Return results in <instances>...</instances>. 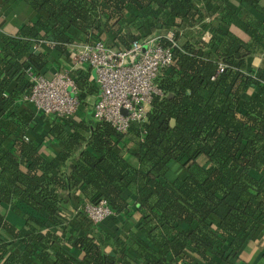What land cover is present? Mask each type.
<instances>
[{
    "label": "trees",
    "instance_id": "16d2710c",
    "mask_svg": "<svg viewBox=\"0 0 264 264\" xmlns=\"http://www.w3.org/2000/svg\"><path fill=\"white\" fill-rule=\"evenodd\" d=\"M25 1L32 16L15 34L0 30V204L23 212L29 232L0 212V229L25 247L1 263L12 243L0 238V264L52 255L53 264H258L246 250L264 229V68L249 60L264 50V0H241L252 8L242 7L241 21L231 0ZM170 30L174 63L157 79L165 95L125 132L102 119L38 113L24 100L29 72L61 68L58 53L73 44L130 47ZM70 75L90 106V70ZM34 129L47 132L34 139ZM53 140L63 148L47 158L41 148ZM172 163L185 174L172 178ZM101 199L113 214L97 230L86 216L66 223L60 215Z\"/></svg>",
    "mask_w": 264,
    "mask_h": 264
},
{
    "label": "built area",
    "instance_id": "2783aa9c",
    "mask_svg": "<svg viewBox=\"0 0 264 264\" xmlns=\"http://www.w3.org/2000/svg\"><path fill=\"white\" fill-rule=\"evenodd\" d=\"M174 35L173 30L153 34L122 48L111 46L104 40L93 44H73L64 55L63 68L51 77L29 72L33 86L24 100L38 113L59 118L82 116L88 109L81 103L80 90L70 72L94 68L99 92L89 111L94 119L105 120L117 130L125 132L133 121L146 120L152 101L165 95L157 79L164 69L174 63ZM204 37L209 38L210 34L207 32ZM43 44L50 49L56 48L52 40ZM220 71H223V67ZM72 213L73 216L62 211L60 215L66 223L72 218L86 216L97 230V226L113 211L107 201L101 199L96 203L87 202L83 207L73 209Z\"/></svg>",
    "mask_w": 264,
    "mask_h": 264
},
{
    "label": "crops",
    "instance_id": "0c3cea01",
    "mask_svg": "<svg viewBox=\"0 0 264 264\" xmlns=\"http://www.w3.org/2000/svg\"><path fill=\"white\" fill-rule=\"evenodd\" d=\"M1 1L2 0H0V5H1ZM231 4L237 10H241V13L239 15L240 21L245 16V12L242 11V7L244 6L243 9H252L247 4L242 5L241 0H231ZM32 11H33L32 7L25 0H19L16 3H13L11 6H9L8 8H5V9L0 6V30H2L8 34H15L18 31L21 24L32 16ZM1 49H2V44L0 42V52H1ZM55 52H57V51H55ZM58 55L60 57L59 62L63 65L64 60H65L64 56L61 57L60 53H58ZM249 63H250V65H253L256 68H264V50L259 49L256 52V54L249 60ZM62 68H63L62 66H61V68H57L56 66H53V63H51L48 66V70L46 71L45 74H46V76L51 77L57 70L62 69ZM86 69H89L91 72L90 79L92 81L93 87L96 90V92L93 93L92 95H90L86 100L87 102H89V105H91V100H92V102H94L96 97H97V94L99 92V87H98L96 80H95L96 71L94 70V68L89 67ZM84 107H85V109H88V111L86 113L84 112V114H82V116H87L89 119L93 118V116L91 115V112L89 111V108H87L88 106L87 107L84 106ZM46 132H47L46 130H41V132H40L37 129H34V130H29L28 134L30 137H32L34 139H39V137H38V136H40L39 134L44 135ZM62 148H63V143L61 141L53 140L51 142H45L42 145L41 151L45 157L53 158L57 153H59L62 150ZM128 157L133 164L138 165V161L135 157H133L131 155ZM171 167H172V171L170 173V176L172 178L173 177L175 178L177 176L185 174L184 169L181 166H179L178 164L172 163ZM66 209H67V212L68 211L72 212L74 209V206L73 205H67ZM0 212L3 213L4 215H6L7 219L23 234H26L27 232H29V228L26 226V222L24 219L23 212H21L20 210H18V211L13 210L11 207H9L7 205H1V204H0ZM89 229H91V228H89ZM84 230H86V229H84ZM89 231H93V230H89ZM66 234H68V231ZM0 238L12 243L11 250L6 253L4 258L1 260V263H3L5 261V259L9 256V254L13 251L17 255L25 253L24 244L20 240H17V241L14 240L12 238V236L7 231L0 229ZM64 246H65V248L70 250L72 253L77 254L80 257L83 256V252L80 251L79 249H77L76 247H74L72 245V243L65 242ZM107 248L109 249L110 247L107 246ZM247 248H248V250H246L247 255H249V259L251 258L250 259L251 263L255 261L258 264H264V256L262 254L263 250H264V229L262 231H260L258 233V235L255 237V239H253V241L248 244ZM52 254H53V252H52ZM26 258H28V260H31L32 264H42L40 259L33 258V257H26ZM53 261H54V255H52L50 260L48 262H46L45 264H53Z\"/></svg>",
    "mask_w": 264,
    "mask_h": 264
},
{
    "label": "rangeland",
    "instance_id": "374dc122",
    "mask_svg": "<svg viewBox=\"0 0 264 264\" xmlns=\"http://www.w3.org/2000/svg\"><path fill=\"white\" fill-rule=\"evenodd\" d=\"M161 33H163V32H161ZM155 34H159V33H155ZM93 102H92V100H91V104H92ZM91 106V105H90ZM90 106H88V108L90 107ZM105 229L106 230H109V231H113L114 229L113 228H111L109 225H105Z\"/></svg>",
    "mask_w": 264,
    "mask_h": 264
},
{
    "label": "water",
    "instance_id": "95a60500",
    "mask_svg": "<svg viewBox=\"0 0 264 264\" xmlns=\"http://www.w3.org/2000/svg\"><path fill=\"white\" fill-rule=\"evenodd\" d=\"M172 124H175V120L172 121Z\"/></svg>",
    "mask_w": 264,
    "mask_h": 264
}]
</instances>
